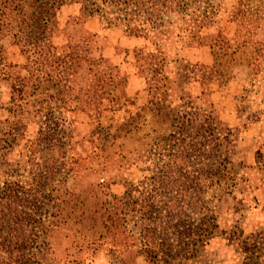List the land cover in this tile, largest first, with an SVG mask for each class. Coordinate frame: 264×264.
<instances>
[{"label": "rangeland", "instance_id": "obj_1", "mask_svg": "<svg viewBox=\"0 0 264 264\" xmlns=\"http://www.w3.org/2000/svg\"><path fill=\"white\" fill-rule=\"evenodd\" d=\"M123 1L0 0V264H264V0Z\"/></svg>", "mask_w": 264, "mask_h": 264}, {"label": "trees", "instance_id": "obj_2", "mask_svg": "<svg viewBox=\"0 0 264 264\" xmlns=\"http://www.w3.org/2000/svg\"><path fill=\"white\" fill-rule=\"evenodd\" d=\"M131 0H124L123 1V3L122 4H129V2H130ZM159 3H160V1H157V0H145L144 1V4H147L148 5V7L149 8H151V9H154L157 5H159ZM180 0L179 1H177V4H176V6H177V10L178 11H180ZM129 25H130V23H129ZM8 184V183H7ZM11 185H17L19 188H24L23 186H21V185H18L17 183H15V182H11L10 183ZM25 189V188H24ZM4 190V187H3V189H2V191ZM11 253H8L7 255H6V259H4L3 260V262H4V264H9V261H11L12 259H11ZM32 263L33 264H36L37 263V261H32Z\"/></svg>", "mask_w": 264, "mask_h": 264}, {"label": "crops", "instance_id": "obj_3", "mask_svg": "<svg viewBox=\"0 0 264 264\" xmlns=\"http://www.w3.org/2000/svg\"><path fill=\"white\" fill-rule=\"evenodd\" d=\"M61 33L63 32V29L61 28L60 29ZM57 42H61L60 41V38H56ZM140 74H144V73H140ZM263 175H264V170H263ZM264 177V176H263ZM255 189H258L259 191H261V197H262V200H264V178L263 180L259 179L257 183H255Z\"/></svg>", "mask_w": 264, "mask_h": 264}]
</instances>
